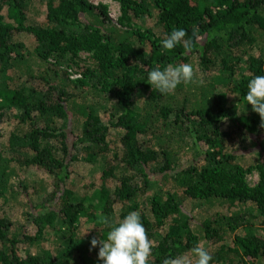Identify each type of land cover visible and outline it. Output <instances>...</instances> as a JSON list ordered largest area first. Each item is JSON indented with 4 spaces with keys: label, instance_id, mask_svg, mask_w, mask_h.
I'll return each instance as SVG.
<instances>
[{
    "label": "trees",
    "instance_id": "obj_1",
    "mask_svg": "<svg viewBox=\"0 0 264 264\" xmlns=\"http://www.w3.org/2000/svg\"><path fill=\"white\" fill-rule=\"evenodd\" d=\"M38 1L45 18L30 22L34 0H0V142L10 130L12 154L0 152V264H103L91 245L109 231L99 218L132 211L152 241L150 264L197 244L210 264H264V128L244 98L264 75V0H113L118 23L89 0ZM174 28L186 30L190 50L162 47ZM156 64H190L194 82L154 91ZM225 124L249 145L230 149ZM176 136L193 151L182 164ZM79 162L100 169L90 199L70 184ZM18 166L53 182H32L31 194ZM184 199L199 202L200 217ZM10 202L25 222L1 213ZM46 242L47 255L22 256L24 245L44 251Z\"/></svg>",
    "mask_w": 264,
    "mask_h": 264
},
{
    "label": "clouds",
    "instance_id": "obj_2",
    "mask_svg": "<svg viewBox=\"0 0 264 264\" xmlns=\"http://www.w3.org/2000/svg\"><path fill=\"white\" fill-rule=\"evenodd\" d=\"M187 32L184 29L174 28L162 41V47L173 50L183 44L188 50L192 48L191 40H185ZM194 82V70L190 64L167 65L163 70L156 64L149 71L148 84L153 90L162 94L173 92L181 83ZM203 83V81H200ZM247 105L259 114L261 127L264 128V75L255 76L247 85V94L244 97ZM99 223L109 228L101 233L103 238H92V248L99 246L98 259L103 264H150L153 244L147 235L140 213L132 211L122 220L114 223L108 217H100ZM92 249H90L91 251ZM193 257L195 259H193ZM213 257L207 249L197 244L191 249V255L182 254L164 259L163 264H210Z\"/></svg>",
    "mask_w": 264,
    "mask_h": 264
},
{
    "label": "rangeland",
    "instance_id": "obj_3",
    "mask_svg": "<svg viewBox=\"0 0 264 264\" xmlns=\"http://www.w3.org/2000/svg\"><path fill=\"white\" fill-rule=\"evenodd\" d=\"M89 2L91 4H93L95 7H100V6H105L106 10L108 11V14L110 16V18L112 19V21L114 23H118V17L120 16V6L117 2L113 1V0H89ZM45 18V8L42 5L41 1L38 0H34V7L33 10L30 14V22H37V21H41ZM20 40L28 43L30 46H33L32 48H34V46H36V41L31 38L29 35H22L20 37ZM71 75H73L71 71H69ZM92 104L94 105H99L101 104V100H92L91 101ZM237 102V99H232L230 101V106L234 105ZM12 115L13 112L10 111V118L12 120ZM100 116L102 118V120L104 122H106V118L105 115L102 112H100ZM112 130V134H114L115 132H113ZM10 130L7 131V133L4 135L3 140H1L0 142V152L3 153L4 157L9 159V157H11V153L9 154L8 152V138H9V133ZM223 132V136L222 139L226 142V144L230 147V149L232 148H237L238 146L242 147V146H248L249 142L247 140L244 139V137L241 135V133L238 131H236L235 128H233L230 124H225L223 126L222 129ZM178 142V145L181 146V151L178 153V158L180 159V163H185L187 160H189L191 154L193 153L192 151V147L189 145V138L187 139V137H181V136H176L175 137ZM3 144V145H2ZM112 146L113 143L111 144ZM177 145V146H178ZM175 147H177L174 144ZM237 146V147H236ZM16 155H18L19 159L21 160L24 157V154H22V152L17 153ZM12 167H16L15 165H12ZM17 170L20 174V177L23 181H26L25 183L27 184V186L29 187V192L31 194H37V192L39 191V189L35 186L32 185V182H37L39 180H45V184L47 186H49L50 183L53 182V180L50 178V176L48 174H46V172L38 170V169H32V168H21L20 166L17 167ZM69 170L71 171V180H70V184L72 189L76 192H78L76 198L79 199H90V194L91 192H89V187L92 184H96L98 187H101V181L99 179L100 176V169H97L95 166L92 165H86L82 162L79 163H72L70 165ZM258 181V176L256 174H253L252 176L249 177V182L251 184H255ZM53 187H49V189L51 190ZM38 196V195H37ZM37 202L40 201V199H36ZM3 204V201L0 200V206ZM183 204L186 206V210L191 213L194 216L200 217L201 215V209L199 206V202L197 201H190V200H183ZM2 214H6L8 215V217L13 221V222H19V223H23L25 222L24 220V216L22 215V211L21 209H19L18 207H15L13 205L12 202H10L3 211H1ZM119 216V212L117 214ZM36 233V228L33 227L31 229V231L29 232V234H31L32 236ZM53 234V233H52ZM51 231L49 232L48 230L45 231V238H49L52 236ZM41 249L44 248V251H40L39 249H37V247L30 245V244H26L22 247L21 249V254L22 256L26 257L28 255H41V256H45L44 254L46 253V255L49 253L50 251V246L49 243L46 242L44 244H42V246L40 247ZM41 252V254H40Z\"/></svg>",
    "mask_w": 264,
    "mask_h": 264
}]
</instances>
